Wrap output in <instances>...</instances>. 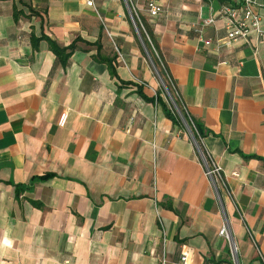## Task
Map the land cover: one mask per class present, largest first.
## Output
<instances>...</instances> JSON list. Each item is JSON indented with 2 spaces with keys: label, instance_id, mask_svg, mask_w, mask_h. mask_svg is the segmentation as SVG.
I'll return each instance as SVG.
<instances>
[{
  "label": "crops",
  "instance_id": "crops-1",
  "mask_svg": "<svg viewBox=\"0 0 264 264\" xmlns=\"http://www.w3.org/2000/svg\"><path fill=\"white\" fill-rule=\"evenodd\" d=\"M156 1L158 17L129 4L157 66L123 0H0V264H264V46L227 42L220 0ZM48 40L75 47L66 64ZM159 71L216 190L148 100Z\"/></svg>",
  "mask_w": 264,
  "mask_h": 264
},
{
  "label": "built area",
  "instance_id": "built-area-1",
  "mask_svg": "<svg viewBox=\"0 0 264 264\" xmlns=\"http://www.w3.org/2000/svg\"><path fill=\"white\" fill-rule=\"evenodd\" d=\"M221 7L217 12L218 18L223 20L224 28L226 31V40L228 43L238 39H246L249 35H256L258 42L264 46V0H220ZM86 5L95 10L94 0H86ZM146 11L150 17H158L163 13V7L157 3L156 0H147ZM131 20L136 29L133 17ZM216 21L215 16L208 19L205 24H214ZM204 44H210V41L201 40ZM158 76V75H157ZM161 86L163 82L158 76ZM264 83V77H262ZM189 131V129H188ZM201 153V151H200ZM201 158L205 166V175L212 183L216 190L217 184L221 180L219 166L213 164L209 157L201 153ZM219 236L226 239L230 244L231 252L233 255L234 248L231 243V235L229 233L228 223L224 220L223 225L219 231ZM234 260V258H233ZM185 257L180 258L181 264H184ZM161 264H166V258L160 260Z\"/></svg>",
  "mask_w": 264,
  "mask_h": 264
},
{
  "label": "trees",
  "instance_id": "trees-1",
  "mask_svg": "<svg viewBox=\"0 0 264 264\" xmlns=\"http://www.w3.org/2000/svg\"><path fill=\"white\" fill-rule=\"evenodd\" d=\"M133 19L135 21L139 34L143 40V43L149 55L151 56L154 65L157 66L158 61L154 56L151 44L148 42L147 35H145V33L142 31L134 15H133ZM143 28H145L147 34L149 35V38H153L152 33L150 32V29L146 23H143ZM48 42L56 58L59 61H61V63L66 64L70 54L74 51L75 47L72 45L67 49H61L53 41L48 40ZM103 61L108 65L109 73L111 74V76H115V72L111 64L113 58L103 59ZM159 74L164 86V88L162 87L164 98L161 97V92H159L156 94V96L148 100L154 104L160 105L163 109L165 116L168 119H170L173 122V124H181V123L185 124L188 127L189 131L191 132L195 143L199 147V150L205 156V158H207V155L201 145V138L204 136V129L202 125L188 114L182 101L177 97L176 90L174 89V86L172 87V84L166 77V74L163 71H159ZM138 93L142 97H144L140 89L138 90ZM172 102L174 105L172 104ZM47 177L48 176H44L37 178L35 180H45Z\"/></svg>",
  "mask_w": 264,
  "mask_h": 264
},
{
  "label": "rangeland",
  "instance_id": "rangeland-1",
  "mask_svg": "<svg viewBox=\"0 0 264 264\" xmlns=\"http://www.w3.org/2000/svg\"><path fill=\"white\" fill-rule=\"evenodd\" d=\"M123 1H124L125 4L127 5V8H128V10H129L130 14L133 16V13H132L131 8H130L129 0H123Z\"/></svg>",
  "mask_w": 264,
  "mask_h": 264
},
{
  "label": "water",
  "instance_id": "water-1",
  "mask_svg": "<svg viewBox=\"0 0 264 264\" xmlns=\"http://www.w3.org/2000/svg\"><path fill=\"white\" fill-rule=\"evenodd\" d=\"M172 104H173V102H172ZM173 105H174V104H173ZM187 128H188V127H187ZM188 132H189L191 138L193 139V136H192L191 132H190V131H188ZM193 140H194V139H193Z\"/></svg>",
  "mask_w": 264,
  "mask_h": 264
}]
</instances>
